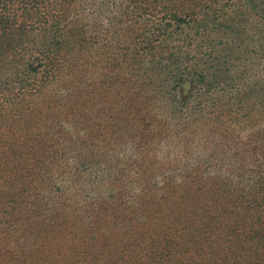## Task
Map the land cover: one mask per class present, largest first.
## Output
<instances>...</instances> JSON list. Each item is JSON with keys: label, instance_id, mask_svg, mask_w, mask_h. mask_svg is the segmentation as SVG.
Returning a JSON list of instances; mask_svg holds the SVG:
<instances>
[{"label": "trees", "instance_id": "trees-1", "mask_svg": "<svg viewBox=\"0 0 264 264\" xmlns=\"http://www.w3.org/2000/svg\"><path fill=\"white\" fill-rule=\"evenodd\" d=\"M0 264H264V0H0Z\"/></svg>", "mask_w": 264, "mask_h": 264}]
</instances>
